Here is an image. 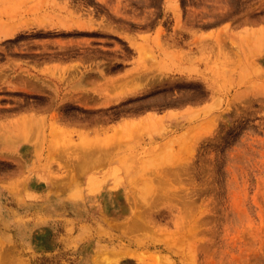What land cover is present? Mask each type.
<instances>
[{"label":"rangeland","instance_id":"1","mask_svg":"<svg viewBox=\"0 0 264 264\" xmlns=\"http://www.w3.org/2000/svg\"><path fill=\"white\" fill-rule=\"evenodd\" d=\"M105 1L0 0V264H264V0Z\"/></svg>","mask_w":264,"mask_h":264},{"label":"crops","instance_id":"2","mask_svg":"<svg viewBox=\"0 0 264 264\" xmlns=\"http://www.w3.org/2000/svg\"><path fill=\"white\" fill-rule=\"evenodd\" d=\"M50 197L45 196L44 199H53L54 198L53 200H55V197H57V196H50ZM58 198H59L58 203L60 205V207H59L60 208V213H59L60 215H58L56 212L50 213L51 210L49 209V204H52L53 200H50L49 201L50 203L45 204L46 210L44 212V216H45V218L49 219V221H47V226H48V229L50 231H53L54 226H57V224H55V222H56L55 219H59L58 226H59L60 238L58 239V241L60 244H63V242L68 243V241L75 242L76 246H77V253H78L77 259L79 261V227L85 225L87 227L92 226V228H93L94 227V223L92 222L93 219L86 217V219L79 222L80 221L79 220V209L76 208V205L79 207V199H77V200L69 199L66 194H61V196H58ZM89 198L90 197H88V199ZM82 201L86 202V200H84V199ZM85 209H88V207H86V205H85ZM44 246L46 248L52 247V246H50L49 243H45ZM56 246H57V244H56ZM87 262H88V264H94L93 263V254L89 257V261L87 259Z\"/></svg>","mask_w":264,"mask_h":264},{"label":"bare ground","instance_id":"3","mask_svg":"<svg viewBox=\"0 0 264 264\" xmlns=\"http://www.w3.org/2000/svg\"><path fill=\"white\" fill-rule=\"evenodd\" d=\"M142 1H143V0H142ZM149 1H150V0H149ZM106 2H107V0L105 1V3H106ZM109 2H110V1H109ZM130 2H131V1H130ZM132 2H133V1H132ZM140 2H141V0H140ZM103 3H104V2H103ZM107 3H108V2H107ZM142 3H143V2H142ZM110 4H111V3H109V5H110ZM207 5H208V4H207ZM208 6H209V5H208ZM193 12H194V11H192V13H193ZM199 12L202 13V11H199ZM194 13H195V12H194ZM197 13H198V12H197ZM192 15H193V14H192ZM201 15H203V13H202ZM189 16H191V15L189 14ZM196 16H197V14H196ZM191 17L193 18V16H191ZM187 18H188V17H187ZM192 18H191V19H192ZM147 19H148V18H147ZM125 21H126V20H125ZM69 48H70V47H69ZM71 49H72V48H71ZM65 50H66V49H65ZM57 51H58V50H57ZM68 51H69V50H68ZM63 52H65V51H63ZM66 53H67V51H66ZM64 54H65V53H64ZM65 72H66V70H65ZM64 74H65V73H64ZM1 75H4V74H1ZM8 77H10V76H8ZM12 77H13V76H12ZM0 78H1V77H0ZM3 82H4V81H3ZM3 82H2V83H3ZM61 84H62V83H61ZM52 86H53V85H52ZM57 94H58V93H57ZM55 99H56V97H55ZM84 165H86V164L83 163V166H84ZM106 208H109V205H108V204L106 205ZM131 257L136 258V259H139V260H141V261H142V260H143V261L145 260V256L140 255V254H137V255H136V254H131ZM150 259H151V258H150ZM151 261H152V259H151Z\"/></svg>","mask_w":264,"mask_h":264}]
</instances>
